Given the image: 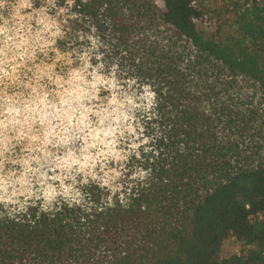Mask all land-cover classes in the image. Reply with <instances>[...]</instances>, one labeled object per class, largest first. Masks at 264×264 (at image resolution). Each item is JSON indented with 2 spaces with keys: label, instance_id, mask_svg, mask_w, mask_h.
<instances>
[{
  "label": "trees",
  "instance_id": "16d2710c",
  "mask_svg": "<svg viewBox=\"0 0 264 264\" xmlns=\"http://www.w3.org/2000/svg\"><path fill=\"white\" fill-rule=\"evenodd\" d=\"M156 1L81 9L157 85L167 142L150 186L83 224L68 209L0 219V264H264V0ZM228 239L240 251L222 256Z\"/></svg>",
  "mask_w": 264,
  "mask_h": 264
},
{
  "label": "clouds",
  "instance_id": "9594fccd",
  "mask_svg": "<svg viewBox=\"0 0 264 264\" xmlns=\"http://www.w3.org/2000/svg\"><path fill=\"white\" fill-rule=\"evenodd\" d=\"M87 3L0 0V219L34 225L68 209L83 224L127 209L153 180L167 142L157 85Z\"/></svg>",
  "mask_w": 264,
  "mask_h": 264
},
{
  "label": "rangeland",
  "instance_id": "374dc122",
  "mask_svg": "<svg viewBox=\"0 0 264 264\" xmlns=\"http://www.w3.org/2000/svg\"><path fill=\"white\" fill-rule=\"evenodd\" d=\"M202 1L204 3L206 2L207 5L217 6L219 1H221V0H202ZM155 3L160 10H163V5H162V2L160 0H157ZM194 24L198 30H202V31L207 32V33H210L214 28L208 22L202 21V20H194ZM239 251H240L239 244H237L233 239H228L223 243L221 253H222V256H229L232 254H237V253H239Z\"/></svg>",
  "mask_w": 264,
  "mask_h": 264
}]
</instances>
